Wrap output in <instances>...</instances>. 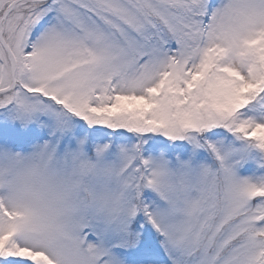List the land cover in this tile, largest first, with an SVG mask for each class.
I'll return each instance as SVG.
<instances>
[{
  "label": "snow or ice",
  "instance_id": "6c2138e0",
  "mask_svg": "<svg viewBox=\"0 0 264 264\" xmlns=\"http://www.w3.org/2000/svg\"><path fill=\"white\" fill-rule=\"evenodd\" d=\"M0 113V264H264V0H0Z\"/></svg>",
  "mask_w": 264,
  "mask_h": 264
},
{
  "label": "rangeland",
  "instance_id": "374dc122",
  "mask_svg": "<svg viewBox=\"0 0 264 264\" xmlns=\"http://www.w3.org/2000/svg\"><path fill=\"white\" fill-rule=\"evenodd\" d=\"M41 119L44 120L46 118L41 117ZM45 132L46 130L41 129L36 123L30 124L27 128H25L18 121H13L5 114L0 113V148H10L14 152L26 154L31 151L32 147L36 143H43V140L46 139V136L44 135ZM15 137L25 138L28 142H13L12 138ZM245 167L250 169L252 173L249 174V171H247L244 175L264 174V169H262L263 172H261V170H257L254 163L246 165ZM252 170L257 172H253ZM242 172H244V170H241V175H243Z\"/></svg>",
  "mask_w": 264,
  "mask_h": 264
},
{
  "label": "trees",
  "instance_id": "16d2710c",
  "mask_svg": "<svg viewBox=\"0 0 264 264\" xmlns=\"http://www.w3.org/2000/svg\"><path fill=\"white\" fill-rule=\"evenodd\" d=\"M147 153L145 154L146 155V157H147V155H150L151 153L150 152H148V151H146Z\"/></svg>",
  "mask_w": 264,
  "mask_h": 264
}]
</instances>
